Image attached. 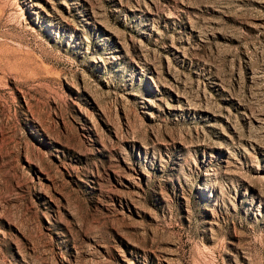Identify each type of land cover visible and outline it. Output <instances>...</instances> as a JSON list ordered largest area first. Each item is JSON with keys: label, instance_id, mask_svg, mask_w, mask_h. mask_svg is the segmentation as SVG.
<instances>
[{"label": "rangeland", "instance_id": "rangeland-1", "mask_svg": "<svg viewBox=\"0 0 264 264\" xmlns=\"http://www.w3.org/2000/svg\"><path fill=\"white\" fill-rule=\"evenodd\" d=\"M0 264H264V0H0Z\"/></svg>", "mask_w": 264, "mask_h": 264}]
</instances>
